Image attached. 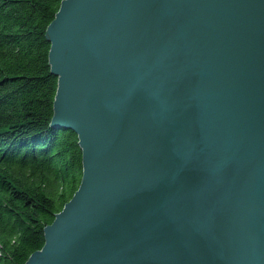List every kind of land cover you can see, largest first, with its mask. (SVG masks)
<instances>
[{"label":"water","instance_id":"95a60500","mask_svg":"<svg viewBox=\"0 0 264 264\" xmlns=\"http://www.w3.org/2000/svg\"><path fill=\"white\" fill-rule=\"evenodd\" d=\"M45 39L82 176L24 264H264V0H62Z\"/></svg>","mask_w":264,"mask_h":264},{"label":"trees","instance_id":"16d2710c","mask_svg":"<svg viewBox=\"0 0 264 264\" xmlns=\"http://www.w3.org/2000/svg\"><path fill=\"white\" fill-rule=\"evenodd\" d=\"M62 0H0V264H24L82 176L77 136L49 125L45 30Z\"/></svg>","mask_w":264,"mask_h":264}]
</instances>
